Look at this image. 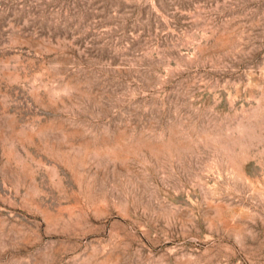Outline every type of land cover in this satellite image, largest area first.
I'll list each match as a JSON object with an SVG mask.
<instances>
[{"label": "rangeland", "instance_id": "obj_1", "mask_svg": "<svg viewBox=\"0 0 264 264\" xmlns=\"http://www.w3.org/2000/svg\"><path fill=\"white\" fill-rule=\"evenodd\" d=\"M0 264H264V0H0Z\"/></svg>", "mask_w": 264, "mask_h": 264}]
</instances>
